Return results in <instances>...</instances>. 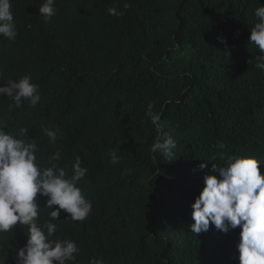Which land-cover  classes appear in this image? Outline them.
<instances>
[{
  "label": "trees",
  "instance_id": "trees-1",
  "mask_svg": "<svg viewBox=\"0 0 264 264\" xmlns=\"http://www.w3.org/2000/svg\"><path fill=\"white\" fill-rule=\"evenodd\" d=\"M44 2L10 0L17 36L0 35V86L28 75L41 98L10 108L0 96V122L34 135L41 167L59 151L68 177L77 158L88 169L76 185L92 203L85 220H51L58 206L37 196V223L79 249L66 264H239L214 225L191 232V205L228 157H254L264 175V71L248 41L264 0H55L48 19ZM149 104L175 141L172 161L151 151ZM1 234L16 264L28 226Z\"/></svg>",
  "mask_w": 264,
  "mask_h": 264
},
{
  "label": "clouds",
  "instance_id": "clouds-1",
  "mask_svg": "<svg viewBox=\"0 0 264 264\" xmlns=\"http://www.w3.org/2000/svg\"><path fill=\"white\" fill-rule=\"evenodd\" d=\"M55 0H46L39 6L38 12L46 19L54 15ZM128 5H125L127 7ZM110 15H121L115 8L108 9ZM257 23L250 30L248 41L258 46L261 54L256 57V67L264 71V6L255 10ZM0 35L8 40L17 36L16 24L11 11L10 0H0ZM223 42V40L221 41ZM38 85L31 82L28 75L21 79L8 80L0 86V96L10 98L14 103L9 107H20L22 99L30 101L35 107L40 101ZM8 113V110L0 104ZM154 105L149 104L146 115L155 126L157 139L151 145L153 153L160 152L171 159L174 156L175 141L163 132L160 113L153 112ZM50 142L55 143L57 131L43 129ZM237 135H242L241 130ZM27 128L11 132L0 122V256L4 251L7 260L0 258V264H15L9 261L10 252L5 246L6 240L1 233L8 232L17 223L28 226L27 240L16 251V264H66L74 261L79 249L72 240H53L57 225L45 222L37 223V196L47 197L45 208L57 205L50 211L51 220H58L60 210L70 214L73 221H83L92 210L77 187L88 171L81 167L79 158L72 165L73 174L68 177L64 168L56 163L60 152L53 153L44 167L38 161V145ZM223 147V145H221ZM111 161L118 162L116 151L110 153ZM224 167L212 165L214 174L203 177L204 186L194 199L191 207L194 223L191 232L199 234L209 230L210 223L223 234L225 241H232L234 251L238 252L239 264H264V175L254 157H228ZM206 167L201 163L200 169ZM125 170V175L130 173ZM91 264H98L91 261Z\"/></svg>",
  "mask_w": 264,
  "mask_h": 264
}]
</instances>
